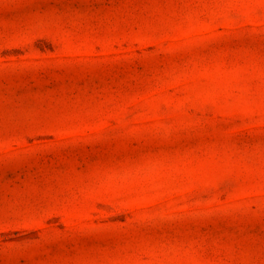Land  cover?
<instances>
[{
    "label": "rangeland",
    "instance_id": "rangeland-1",
    "mask_svg": "<svg viewBox=\"0 0 264 264\" xmlns=\"http://www.w3.org/2000/svg\"><path fill=\"white\" fill-rule=\"evenodd\" d=\"M0 264H264V0H0Z\"/></svg>",
    "mask_w": 264,
    "mask_h": 264
}]
</instances>
